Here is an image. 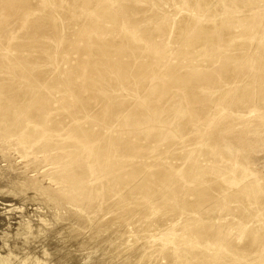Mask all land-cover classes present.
<instances>
[{"label": "rangeland", "instance_id": "obj_1", "mask_svg": "<svg viewBox=\"0 0 264 264\" xmlns=\"http://www.w3.org/2000/svg\"><path fill=\"white\" fill-rule=\"evenodd\" d=\"M113 1L117 3L102 7L112 13V18L116 17L117 25L112 24L109 16L104 18L90 9L87 0L80 4H68L66 0H0V79L26 88L33 97L40 93L50 95L48 106L71 112L73 119L65 118L69 123L65 128H70L78 118L76 124L82 123L89 135L80 136L70 130L67 134L55 132L52 135L56 145L48 146L47 152L32 155L3 142L10 126L1 130L0 259L8 257L10 264H121L138 247L117 258L121 256L120 246L130 244L125 241V236H132L126 233V225L146 208L148 216L142 220L158 213L160 203L150 204L157 200L161 205L173 202L174 218L159 227L164 230L162 234L206 210L204 216L214 218L208 235H218L209 243L216 247L230 244L239 248L252 227L264 224V72L258 70L264 69V64L260 67L252 60L257 50L264 47V0H252L258 3V8L251 25L254 30L247 38L248 41L260 38L256 49L240 52L226 49L234 35L226 41L219 38L213 44L204 42L194 50L202 61L195 58L192 64L198 70L213 71L196 83L180 80L193 75L192 67L188 66L193 54L181 50L183 40L193 29L191 23H184L178 30L176 24L167 27L166 21L176 23L183 12L196 25L205 13L174 8L171 0ZM77 10L82 13L78 14ZM241 11L229 9L243 15ZM68 17L79 19L71 22ZM223 17L221 12L216 14L221 23ZM229 23L242 22L239 19ZM185 30L188 31L183 38L174 42L175 35ZM223 32L220 29L218 36ZM120 34L132 35L134 42L141 45H128L129 50L124 53V45L109 41L110 36L118 39ZM88 35L103 43L97 42L99 50L105 53L103 57L83 50L92 46ZM141 63H146L145 67ZM223 64L233 69L232 78L224 75ZM180 65L185 68L180 70L184 71L183 76L177 78L173 72ZM30 103V100L24 102L19 116ZM107 134L113 139L100 149L110 153L101 156L98 150L89 152ZM79 139L83 142L80 147L72 145ZM65 145L67 148L59 150ZM117 148L128 152L120 154ZM55 155L65 160L81 158L87 178L84 188L66 183L57 186L49 180L51 175L60 176L54 164ZM32 158L39 162L29 167ZM112 160L123 163L114 167L115 170H128L122 176L129 181L128 186L119 188L118 182L114 183L116 177L108 173L113 165L106 164ZM138 165L144 169L143 173L170 165L166 168L169 174L165 185L180 186L158 197L165 186L160 185L125 220H119L114 213L105 216L110 201L96 185L109 182L106 185H113L110 188L114 193L116 188L115 194L122 196L139 177L130 175L131 169ZM209 175L216 180L208 182L214 184L204 200L195 189ZM103 218L108 221L99 226L92 224ZM159 235L142 234L145 242L142 240L136 251L147 247ZM81 238L85 242L79 244ZM258 243L262 250L249 254L247 259L263 254L264 242ZM158 244L164 246L162 242ZM166 262L169 264V258L163 264Z\"/></svg>", "mask_w": 264, "mask_h": 264}, {"label": "bare ground", "instance_id": "obj_2", "mask_svg": "<svg viewBox=\"0 0 264 264\" xmlns=\"http://www.w3.org/2000/svg\"><path fill=\"white\" fill-rule=\"evenodd\" d=\"M171 1L175 3L174 8L186 7L188 9H196L199 13L201 12L205 13V16L203 17L202 21L196 25L194 23V20H191L189 18V15L183 12L178 15L177 17L178 19L176 23H173L169 20L166 21L167 27H170L171 25L176 24L177 25L176 27L178 30H181L180 29L181 26L184 25V23L189 21L191 23L190 26H192L193 28V29L189 28V30L190 29L191 30L188 32L187 36L183 40V43H182L183 45L181 47L182 51L190 52L191 54H193V56L191 57L188 56L189 57L188 66L192 67L193 75L192 76L190 75V77H186L180 80H184L186 83H194V82L196 83V81H201L204 75H208V73L209 75H211L210 73L213 71V69L209 70V68H205L203 70H198L197 66H193L192 64V60L195 58H197L199 62L202 61V57L195 56L196 52L194 50L202 47L204 42H210L213 44L217 42L219 38L223 41H226V39L234 35V38L230 41V43H227V45H225V48L230 49L231 52L233 51L240 52L241 49H246V48H250L251 51H253V49H256V47L258 46L259 40H260L259 37H256V39H252L251 37H249L251 38V40L249 41L247 38L250 35L251 30H254L251 25H252L254 18L256 17L255 14L258 8V3L256 1H252V0H248L247 2H242V0H186V1L185 0H171ZM66 2L68 4H71V3L75 4V2L80 4L82 0H66ZM87 3L91 7L90 9L93 8L92 10L96 14H99L100 16H103L104 18L109 16V20H113L112 24L115 22L114 19L116 17L114 16L115 18H112V13L110 14V12L107 9H104V7L102 6L103 5L105 6L114 5L117 3L116 1L87 0ZM195 3L196 5L194 6L193 4ZM97 5H100L101 8L98 9ZM27 6H29V4ZM230 8L242 10L241 12H243L244 14L240 15L239 13L237 14V13L229 12ZM88 10L89 9L85 11L88 12ZM244 11H248L250 13L248 14L247 12H244ZM218 12H221V15L224 16L222 23L216 19V14ZM77 13L80 14L82 13V11L77 10ZM78 19L75 17H68V20L71 22H77ZM239 19L243 24L240 23L241 24L240 25L239 23H237L236 25L235 24L231 25L229 23L231 21H237ZM90 23L91 25L96 24V23L92 24V22ZM188 23L186 24L187 25L186 27H188ZM113 27L116 28V26H113ZM220 29H223L224 32L223 34L221 33L222 34L221 36H218L219 34L218 31H220ZM187 31L185 30L183 33L179 31L175 35L176 38H174L173 41L174 42L179 41L180 37L183 38L185 32ZM123 35L124 34H120L119 38L117 37L118 39L112 38V36H110L109 41H116L118 44L124 45V51H123L124 53H126L129 50L128 45L131 46L134 43L136 46L141 45L139 41L134 42V40L131 37L132 35L128 36V34H125L127 37H123ZM89 38H90V41L92 42V46L85 47L83 50L85 52L87 51L91 52L96 57H103L105 53L103 54L97 47V44L99 42L100 44H103V43L99 40H94L95 38L93 36H89ZM204 49L205 48H203L202 50ZM123 52L121 51V53ZM149 56H153V55L150 54ZM182 56H185V55H182ZM252 60L259 63V65L264 64V47H261L257 50ZM179 63L182 64V62H177V65H179ZM141 64L142 66H144L146 63L145 64L141 63ZM181 68H185V66L180 65L177 67L176 71L173 72L174 73L173 75L175 77L181 78L183 76L182 73L184 71L183 72L180 71ZM258 70H261V72H264V69H258ZM222 71L224 72V75L226 77L228 78L233 77V74H234L233 69L230 68V66H228L227 64H223ZM164 74L165 72L163 73V75ZM50 98H51L50 95L45 96L41 93L33 97L32 92H29V90H27L26 88L18 87L10 80L5 81L3 79H0V133L2 132L1 130H5L9 126L11 127L9 134L8 135L4 134L5 135L4 139L6 141H3V142L4 143L6 142L10 146H12L13 144L14 146L21 147L20 149L22 151H25V153L28 152V154L31 153L33 155V154L43 153L45 150L47 152L48 146L56 145V138L54 139L53 138L54 135H52L55 132L62 133L63 131L64 132L63 134H67L66 131L70 130L74 134L88 137L89 135L84 130V127H83L84 125L82 123L76 124L77 123L76 119L78 118L74 119L76 123L71 124L70 128L69 127L65 128L69 124L65 121V118L67 116H71V112H63L58 107L48 106L46 102ZM27 100H30L31 103L24 110V112L19 116L18 113L21 111L24 102ZM72 109L74 110L75 108L72 107ZM71 119H73L72 116H71ZM12 138H15L16 141L12 140ZM112 139L113 137L111 135L108 136L107 134V137L103 139V142L94 143L91 147V151L89 150V152L94 153L95 150H98L100 151L99 153L101 156L102 155L107 156L110 153L109 150L105 152V151H102L100 147L108 146L109 141ZM82 143L83 142L81 141V139H79L78 141H74V143L73 144L71 143V144L74 145L75 147H80ZM66 145L63 147H60L59 150L62 151V148L63 149H65L64 147L67 148ZM119 149L120 148H117L116 150H119ZM126 152H128V149L119 150L120 154H126ZM88 154H91V153H88ZM56 157H55L56 161H54V164L57 166V172L60 174V176L57 178L56 176L52 178L51 177L52 175L50 174L51 176H49V174L46 172V174H48L49 176V180L54 182L57 186L64 185V183H66L67 184L66 186L70 185L71 187L74 186V187L84 188L87 184L86 182L87 178L85 176L86 175L85 166L82 163L81 158L79 160H74L73 158L65 160V159H62V158L59 159L58 157L57 158ZM9 160H11L10 157H9ZM113 160L111 164L110 162L108 163L105 162L108 165H113V169L108 171V173L111 174L112 178L116 177L115 179L117 180H115L114 183H116L117 181L119 184L118 185L119 188L128 186L129 181L126 179H123L122 177L124 173L128 172V170L127 171L124 169L115 170L114 167L121 165L123 163H119L118 161H113ZM29 162L30 163L28 166L31 167L30 165H33V164L36 165L37 162H39V159L32 158ZM102 162L104 163L103 160ZM169 166L170 165H167L166 168H169ZM163 167L159 166L155 169H152V171H149L146 173H143L144 169H142V167L139 165L136 166L135 168H132L131 169L132 172L130 174L131 177H136L138 175L139 177L134 182L133 187L132 186L127 187L126 191L123 192L122 196H121V193L119 194V196L115 194L117 191L115 187H113L115 188V193H114V190L110 188L113 185L112 186L110 185V187L106 185L109 183L108 181H107L108 183L106 184L105 183L97 184L96 187L98 189L102 188L104 197L109 198V201H110V203H108L107 206L105 207L106 214L104 215L106 216L109 213H114V216L118 218L119 220L127 219L134 212V210H136L137 206L141 202L146 201L148 197L154 194L160 185L162 186L165 185V182L168 179L167 175L169 173H168V170ZM52 169L50 170L52 171ZM54 170H55V167L53 171ZM43 175L45 174L43 173ZM55 175H57V173H55ZM9 178H7L8 181H9ZM214 178L215 176H212V175H209L208 177H206L205 181L200 182L201 184H204V185L200 184L199 186L201 187L195 189V193L198 196L202 197L204 200H206V196L212 190L213 184H214V183L208 184V182L211 180H214ZM177 180L178 179H176V182ZM219 182L222 184V181H216V183H219ZM70 186L68 188H70ZM179 186H180L179 184H175V183L166 184L162 188V190L158 192V197H159V194L162 195L163 193L168 192L172 189H177ZM112 197H113V200L111 201L110 199ZM197 202L198 201H196L192 205L197 204ZM157 203H160L159 207L161 208V210L158 211V213H156L154 216L150 217L149 220L148 219L142 220V218H145L148 216V213H147L148 208H146L140 215L135 217L132 221H130L126 225L125 227L126 233H129L132 236H128V235L125 236L126 237L125 241L130 244L127 246L123 245L124 246L123 248L122 246H120L119 249H120L121 256H118L117 258L119 259L120 257L126 256V254L129 253L131 250L135 249L136 246L139 247L138 244H140V242L143 240L142 234L154 232V233H160V235L156 236L154 239L155 241H152V242L150 241L147 244V247L142 248V250H140L139 252L136 251L138 248L137 247L135 249L136 252L133 250L134 254L130 258H127L128 257L127 256L126 258L128 260H124V262L123 263L121 262V264H156L157 262H160V264L161 263L163 264V262L167 261L168 258H169V262H168L169 264H173L174 262L175 264H233V263L235 264H261L262 261L264 262V252L263 254L260 252L262 254L260 256H253V257H250V259L246 258L249 254H255L262 250L261 248L258 247L259 245L258 242L259 241L264 242V224H261L259 228L252 227L245 235L246 240H243L244 245L242 244L239 248L233 247L230 244H224L220 247H216L209 243L213 241L214 237L217 238L218 235L217 234H215L214 236L208 235L213 229L214 218L205 217L204 215L206 214V210H204L203 212L195 213L191 218H188L182 221L180 223L181 225L177 224L172 230L162 234L164 230L163 228L160 229L159 227H162V225L166 222L170 223L171 220L174 218V215L172 214L173 202L164 203V205H161V202H159L158 200L150 202V204H153V205ZM231 207L233 208V206ZM107 221L108 220L103 218L102 220H99L96 223L93 222L92 224L99 226L102 224L101 222H107ZM152 227H155V229H153ZM83 228L85 227L83 226ZM81 229H82V226H81ZM122 231L123 230L119 229V232L122 233ZM79 233L80 232H78L77 234L79 235ZM83 240L84 238H81L79 244L84 243L85 241ZM167 241H173V244H167L166 243ZM143 242H145V240H143ZM158 242L164 243V246L160 247ZM172 248H174V251L171 250ZM215 260H217L216 263H214ZM10 262L11 261L8 257L0 259V264H10ZM164 264H167V262Z\"/></svg>", "mask_w": 264, "mask_h": 264}]
</instances>
